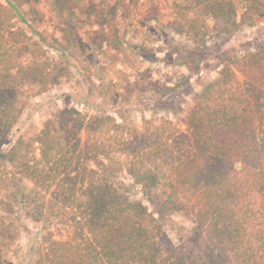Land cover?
<instances>
[{
	"label": "rangeland",
	"instance_id": "374dc122",
	"mask_svg": "<svg viewBox=\"0 0 264 264\" xmlns=\"http://www.w3.org/2000/svg\"><path fill=\"white\" fill-rule=\"evenodd\" d=\"M23 21L33 23L37 34L28 31ZM0 47L3 65L15 66L32 55L29 60L35 67L51 66L44 81L24 85L18 125L2 148L20 134L24 145L25 137L52 116L60 124L58 133L65 126L61 120L68 122L70 142L80 134L86 136L84 120L104 122L96 131L90 126L89 139L111 138V158L102 161L106 171L114 173L113 185L131 190L132 197L149 208L153 206L135 192L123 170L124 154L140 161L134 153L141 146L167 139L176 156L183 143L175 135L191 129L186 115L193 97L203 82L216 77L222 63L229 62L236 72L247 69L253 78L261 75L257 84L264 96V0H0ZM250 52L259 54L258 67L246 66ZM63 109L67 111L62 114ZM124 139L131 143L115 144ZM24 150L25 145L23 155ZM153 158L143 155L146 163ZM6 162L0 168L4 173L0 175V264H51L48 259L53 257L50 252L45 256V251L54 241L71 240L70 222L64 216L35 221V211L26 214L29 209L20 201L21 191L10 197L12 187L8 195ZM204 166L202 159L190 158V163L178 167L190 175L191 169L199 172ZM94 167L102 171V166ZM199 175L167 180L175 188H190ZM9 201L13 213L6 207ZM173 217L164 229L176 242L178 235H187L191 222L182 214ZM192 244L186 247L194 248Z\"/></svg>",
	"mask_w": 264,
	"mask_h": 264
},
{
	"label": "trees",
	"instance_id": "16d2710c",
	"mask_svg": "<svg viewBox=\"0 0 264 264\" xmlns=\"http://www.w3.org/2000/svg\"><path fill=\"white\" fill-rule=\"evenodd\" d=\"M23 24L37 34L33 23ZM12 33L13 29L8 34ZM31 56L7 66L0 52V168L7 161L8 195L12 187L10 197L21 191L26 214L35 211V221L62 216L69 220L71 240L54 241L45 251V256L50 252L53 257L48 259L51 264H264V96L257 84L261 75L256 79L247 69L236 72L229 62L217 65L216 77L202 83L187 111L191 129L175 135L183 143L176 156L167 139L157 138L134 153L140 161L124 154L123 170L135 192L153 206L149 208L132 197L131 190L113 185L114 173L106 171L102 161L111 158V138L89 139L90 126L96 131L104 122L84 120L86 136L70 142L68 122L61 120L65 126L58 135L60 124L52 116L25 137L26 154H21L23 134L2 148L18 125L24 85L44 81L51 71V66L35 67ZM258 56L248 53L246 66L258 67ZM255 112L258 115L251 116ZM142 154L153 156L152 162L146 163ZM189 157L202 159L205 166L199 172L191 169L190 175L200 174L193 177L196 184L175 188L168 178L192 179L178 167L190 163ZM94 165L102 166V171ZM5 204L13 213L12 202ZM177 213L191 224L187 235H178L175 242L164 224L172 223ZM187 243L194 248H187Z\"/></svg>",
	"mask_w": 264,
	"mask_h": 264
}]
</instances>
